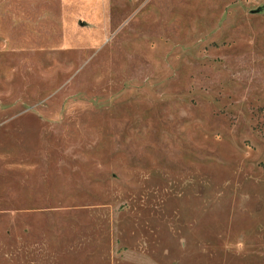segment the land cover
I'll use <instances>...</instances> for the list:
<instances>
[{"label": "rangeland", "instance_id": "1", "mask_svg": "<svg viewBox=\"0 0 264 264\" xmlns=\"http://www.w3.org/2000/svg\"><path fill=\"white\" fill-rule=\"evenodd\" d=\"M0 264H264V0H0Z\"/></svg>", "mask_w": 264, "mask_h": 264}]
</instances>
